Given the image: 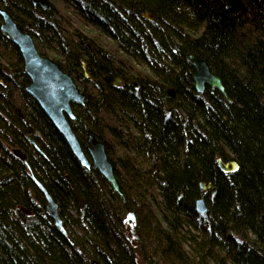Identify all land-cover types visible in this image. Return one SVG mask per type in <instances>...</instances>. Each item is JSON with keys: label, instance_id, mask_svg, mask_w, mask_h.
<instances>
[{"label": "trees", "instance_id": "1", "mask_svg": "<svg viewBox=\"0 0 264 264\" xmlns=\"http://www.w3.org/2000/svg\"><path fill=\"white\" fill-rule=\"evenodd\" d=\"M48 2L0 8L84 92L70 126L85 153L89 134L104 143L125 199L79 163L25 91L20 52L0 29V264H264V0ZM189 53L228 99L207 84L195 91ZM12 148L26 153L64 230ZM217 158L238 168L223 172Z\"/></svg>", "mask_w": 264, "mask_h": 264}, {"label": "water", "instance_id": "2", "mask_svg": "<svg viewBox=\"0 0 264 264\" xmlns=\"http://www.w3.org/2000/svg\"><path fill=\"white\" fill-rule=\"evenodd\" d=\"M30 2L32 5H38L42 9L48 7V0H30ZM0 16L2 18L0 29L16 44L22 57L23 71L29 78V82L25 86V91L38 102L53 125L62 134L79 163L85 168L93 167L97 169L109 183L112 190L124 200V194L120 190L112 163L108 159L103 142L95 138L92 134H89L86 138L87 148L85 153L70 126L69 120L75 117L71 103L83 104L85 98L84 92L78 88L70 74L59 67L56 61L47 55L39 53L32 36L20 30L5 10H0ZM142 16L149 20L152 19V15L148 11L143 12ZM188 59L194 69L192 78L195 91L202 93L207 84L217 88L228 99L221 79L212 72L207 62L195 53H189ZM81 66L85 70V63L83 61ZM84 75L87 76L88 73L84 71ZM119 80V78H116L114 83H117ZM131 82L136 85L134 81ZM165 92L171 101V105L167 107V111H171L176 108L178 99L173 87H168ZM36 133L38 134V132ZM27 140L39 152H43L31 135H27ZM11 152L27 165L26 156L20 148H12ZM216 162L223 172H232L238 168V164L234 160L222 161L220 158H217ZM32 179L44 196L46 213L52 218L54 224L63 230L56 201L42 183L34 177ZM199 184L201 189L211 186L210 183H204L202 181ZM211 190L214 192L215 187L211 186ZM77 200L80 206L84 204V200L78 196ZM195 208L200 213L206 211V205L202 197L195 199ZM19 209L27 215H32L31 211L22 206H19Z\"/></svg>", "mask_w": 264, "mask_h": 264}, {"label": "bare ground", "instance_id": "3", "mask_svg": "<svg viewBox=\"0 0 264 264\" xmlns=\"http://www.w3.org/2000/svg\"><path fill=\"white\" fill-rule=\"evenodd\" d=\"M0 10H5L4 8H0ZM6 11V10H5ZM7 12V11H6ZM8 13V12H7ZM1 22H2V18H1V16H0V24H1ZM116 80V79H115ZM115 82V81H114ZM25 89V88H24ZM37 102V101H36ZM38 103V102H37ZM84 104V103H83ZM80 105H82V104H80ZM40 106V105H39ZM37 132V131H36ZM104 144V143H103ZM38 145V144H37ZM39 147V146H38ZM40 148V147H39ZM36 149V148H35ZM37 150V149H36ZM38 151V150H37ZM23 152V151H22ZM39 152V151H38ZM24 153V152H23ZM41 155H43L44 156V153L43 152H39ZM25 154V156H26V163H27V165L25 164V169H26V172L28 173V176H29V178L32 180V182L34 183V181H33V177L36 179V180H38L40 183H42L35 175H34V173H33V171H32V169H31V167H30V165H29V163H28V160H27V155H26V153H24ZM37 187V186H36ZM77 196L78 197H80L81 199H83L84 200V203H85V199H84V197H82V196H80L77 192L75 193V197H76V199H77ZM79 202V201H78ZM80 205V204H79ZM19 206H22V207H24L25 208V206H23L22 204H18L17 205V208H19ZM26 209V208H25ZM28 210V209H27ZM62 230V229H61ZM64 230V229H63Z\"/></svg>", "mask_w": 264, "mask_h": 264}, {"label": "rangeland", "instance_id": "4", "mask_svg": "<svg viewBox=\"0 0 264 264\" xmlns=\"http://www.w3.org/2000/svg\"><path fill=\"white\" fill-rule=\"evenodd\" d=\"M49 3V2H48ZM47 56H49L50 58L51 57H55L54 54L52 52H47ZM143 239V238H142ZM143 242H144V248H145V251L147 252L148 255H151L150 253H152L153 251V247L152 245L148 246V242L143 239ZM153 256V259L155 260L156 259V255H152Z\"/></svg>", "mask_w": 264, "mask_h": 264}, {"label": "flooded vegetation", "instance_id": "5", "mask_svg": "<svg viewBox=\"0 0 264 264\" xmlns=\"http://www.w3.org/2000/svg\"><path fill=\"white\" fill-rule=\"evenodd\" d=\"M120 83V80L117 82V83H115V84H119ZM134 86H136L135 84H134ZM27 139V138H26ZM29 142V141H28Z\"/></svg>", "mask_w": 264, "mask_h": 264}]
</instances>
